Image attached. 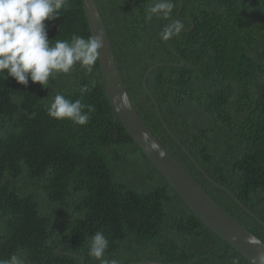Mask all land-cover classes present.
<instances>
[{
	"label": "trees",
	"instance_id": "trees-1",
	"mask_svg": "<svg viewBox=\"0 0 264 264\" xmlns=\"http://www.w3.org/2000/svg\"><path fill=\"white\" fill-rule=\"evenodd\" d=\"M94 1L144 125L228 216L264 241V0H172L169 20L147 19L156 0ZM174 19L184 28L165 41ZM46 23L53 44L91 36L81 0H68ZM158 64L145 85L161 120L142 86ZM57 94L94 109L89 122L52 119ZM97 231L108 241L103 259L117 264H249L142 154L107 98L98 60L92 73L77 64L46 88L0 74V259L100 264L89 255Z\"/></svg>",
	"mask_w": 264,
	"mask_h": 264
},
{
	"label": "clouds",
	"instance_id": "clouds-1",
	"mask_svg": "<svg viewBox=\"0 0 264 264\" xmlns=\"http://www.w3.org/2000/svg\"><path fill=\"white\" fill-rule=\"evenodd\" d=\"M68 0H0V74L11 77L17 84L27 87L29 82L46 88L54 74H68L79 64L87 73H92L100 51L104 47V37L100 33L85 39L73 35L71 41L48 38L47 23L58 19L66 8ZM172 0H156L148 9L147 19L153 17L169 20L173 12ZM184 23L174 19L167 24L161 38L168 41L181 34ZM87 86L81 92H87ZM123 97L118 99L122 102ZM81 100L71 101L62 94L55 95L47 109L55 120H69L83 126L90 120L88 113L94 111ZM252 243L264 245V241L250 238ZM108 241L102 231H97L89 244V255L100 260V264H117L103 259ZM0 264H25V260L12 255L0 259Z\"/></svg>",
	"mask_w": 264,
	"mask_h": 264
},
{
	"label": "water",
	"instance_id": "water-1",
	"mask_svg": "<svg viewBox=\"0 0 264 264\" xmlns=\"http://www.w3.org/2000/svg\"><path fill=\"white\" fill-rule=\"evenodd\" d=\"M86 15L89 31L91 35L100 33L104 37V47L100 51L98 58L103 86L107 98L121 124L133 139L134 143L141 150L142 154L162 175L166 182L173 188L180 199L184 202L191 213L210 230L214 235L224 243L234 249L249 264H264V245L251 242L250 238H256L253 234L245 230L230 216H228L191 178V176L180 166L173 156L163 147L155 138L150 130L144 125L137 112L133 108L127 92L124 88L118 65L113 53L107 31L94 0H81ZM184 63H181L183 65ZM155 65L148 69L142 78V86L146 94L150 97L158 117L161 120L154 99L149 94L145 85L148 74L156 67ZM123 97L122 102L118 99ZM163 123V122H162ZM163 127L169 136L179 143L174 135ZM193 161V159H191ZM207 180L217 188L224 190L223 187L216 184L205 176ZM227 191V190H226ZM227 194L236 199L227 191ZM237 202V201H236ZM238 203V202H237ZM252 217L255 216L246 210ZM258 222L264 226L262 222ZM260 241V240H259ZM127 264H162L155 261H141Z\"/></svg>",
	"mask_w": 264,
	"mask_h": 264
}]
</instances>
